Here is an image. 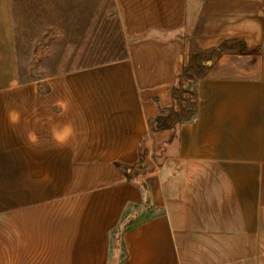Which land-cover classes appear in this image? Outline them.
<instances>
[{
    "label": "crops",
    "instance_id": "0c3cea01",
    "mask_svg": "<svg viewBox=\"0 0 264 264\" xmlns=\"http://www.w3.org/2000/svg\"><path fill=\"white\" fill-rule=\"evenodd\" d=\"M60 1L92 26L85 0ZM14 4L0 0V264H264V49L219 58L196 116L156 127L191 42L264 46V0H113L128 57L45 82H20Z\"/></svg>",
    "mask_w": 264,
    "mask_h": 264
},
{
    "label": "rangeland",
    "instance_id": "374dc122",
    "mask_svg": "<svg viewBox=\"0 0 264 264\" xmlns=\"http://www.w3.org/2000/svg\"><path fill=\"white\" fill-rule=\"evenodd\" d=\"M85 2L80 7L94 9L95 15L92 26L79 32L74 24L80 18L62 12L63 7L72 5L60 0H14L18 20L17 54L23 80L45 82L49 77L96 66L123 55L113 0H96L95 5L90 0ZM109 11L114 17H109ZM189 87L194 90L196 86Z\"/></svg>",
    "mask_w": 264,
    "mask_h": 264
},
{
    "label": "trees",
    "instance_id": "16d2710c",
    "mask_svg": "<svg viewBox=\"0 0 264 264\" xmlns=\"http://www.w3.org/2000/svg\"><path fill=\"white\" fill-rule=\"evenodd\" d=\"M13 15L15 19V36L17 43L18 20L14 12V7ZM111 17H114V15ZM120 47V50L123 52L122 56L114 57L109 62H103L98 65L121 61L128 57L126 44L121 32V26ZM263 49L264 46L262 48H249L243 41H228L221 44L217 48H213L210 50H201L194 42H191L190 62L188 65L182 68L175 85L174 107L171 113L166 118L159 117V122L156 126L157 129H173L177 123L189 122L196 116L198 111L197 89L195 87L194 90H191V87H189V85L195 84L196 86L197 82L200 79L206 77L207 71L210 69L211 65L214 64L219 58L223 57L224 55H260ZM19 73L20 82L35 81L25 79L23 80L20 70ZM141 159H143L142 154Z\"/></svg>",
    "mask_w": 264,
    "mask_h": 264
}]
</instances>
